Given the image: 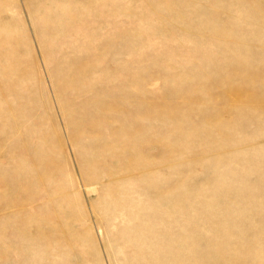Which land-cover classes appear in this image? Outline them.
<instances>
[{
    "label": "rangeland",
    "instance_id": "rangeland-1",
    "mask_svg": "<svg viewBox=\"0 0 264 264\" xmlns=\"http://www.w3.org/2000/svg\"><path fill=\"white\" fill-rule=\"evenodd\" d=\"M0 264H264V0H0Z\"/></svg>",
    "mask_w": 264,
    "mask_h": 264
},
{
    "label": "bare ground",
    "instance_id": "bare-ground-1",
    "mask_svg": "<svg viewBox=\"0 0 264 264\" xmlns=\"http://www.w3.org/2000/svg\"><path fill=\"white\" fill-rule=\"evenodd\" d=\"M68 2V1H67ZM68 4V3H67ZM66 7V6H65ZM69 6H67V8H68ZM64 8V7H63ZM70 9H71V7H69ZM69 9V10H70ZM66 11H68V10H66ZM53 15V14H52ZM72 17V16H71ZM76 16L74 15V18H75ZM75 20V19H74ZM45 38V37H44ZM47 39V38H46ZM69 58V57H68ZM67 77V76H66ZM64 80V79H63Z\"/></svg>",
    "mask_w": 264,
    "mask_h": 264
}]
</instances>
